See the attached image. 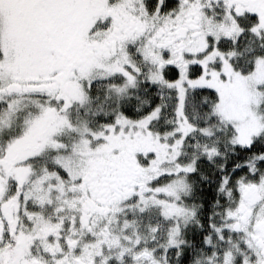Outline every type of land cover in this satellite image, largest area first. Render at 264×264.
Returning a JSON list of instances; mask_svg holds the SVG:
<instances>
[{"label": "snow or ice", "instance_id": "1", "mask_svg": "<svg viewBox=\"0 0 264 264\" xmlns=\"http://www.w3.org/2000/svg\"><path fill=\"white\" fill-rule=\"evenodd\" d=\"M0 264H264V0H0Z\"/></svg>", "mask_w": 264, "mask_h": 264}]
</instances>
